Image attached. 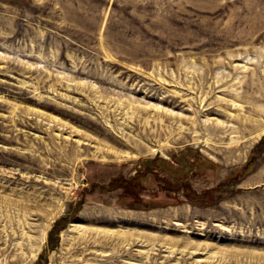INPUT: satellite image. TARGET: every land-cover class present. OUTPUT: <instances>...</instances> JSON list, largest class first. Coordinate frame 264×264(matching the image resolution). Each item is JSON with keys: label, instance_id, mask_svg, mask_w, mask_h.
<instances>
[{"label": "rangeland", "instance_id": "374dc122", "mask_svg": "<svg viewBox=\"0 0 264 264\" xmlns=\"http://www.w3.org/2000/svg\"><path fill=\"white\" fill-rule=\"evenodd\" d=\"M0 264H264V0H0Z\"/></svg>", "mask_w": 264, "mask_h": 264}, {"label": "trees", "instance_id": "16d2710c", "mask_svg": "<svg viewBox=\"0 0 264 264\" xmlns=\"http://www.w3.org/2000/svg\"><path fill=\"white\" fill-rule=\"evenodd\" d=\"M64 219H67V218L64 217V218L60 219V220L56 223V225H59Z\"/></svg>", "mask_w": 264, "mask_h": 264}]
</instances>
